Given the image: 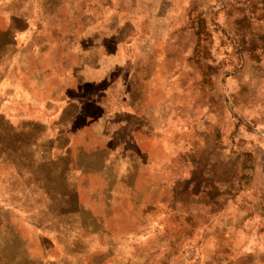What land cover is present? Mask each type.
Wrapping results in <instances>:
<instances>
[{"label":"rangeland","instance_id":"rangeland-1","mask_svg":"<svg viewBox=\"0 0 264 264\" xmlns=\"http://www.w3.org/2000/svg\"><path fill=\"white\" fill-rule=\"evenodd\" d=\"M30 1L0 0V45ZM32 1L45 5L35 34L58 17L68 37L76 104L42 100L59 81L36 68L63 59L50 37L22 73L0 49V110L37 121L0 117V264H264V51L240 52L231 33L245 16L264 34V0ZM192 5L211 32L209 81L190 59ZM46 118L68 133L44 155L30 127Z\"/></svg>","mask_w":264,"mask_h":264},{"label":"crops","instance_id":"crops-1","mask_svg":"<svg viewBox=\"0 0 264 264\" xmlns=\"http://www.w3.org/2000/svg\"><path fill=\"white\" fill-rule=\"evenodd\" d=\"M27 7H29V4L32 6V8H29V10H27L28 12H26L23 8V6L20 4L18 6V12H14V16H13V20L12 23H7L6 28H4V30H2V34L5 36V40L9 42L10 44V52L8 53V57H9V61L16 63V67L18 68V72L22 73V70L20 68V60H23V56H31L33 58L38 59L41 57V55L43 54V49L47 48L50 43H46L47 39L50 37L51 38V43L54 44L55 47H57L58 49V53L61 55V59L62 61L59 63L58 66H56V69L52 68V67H48V68H43V67H39L36 68V74L37 72L39 74H52V77H56L59 82H55L53 86H50L49 84L46 85L45 87H51L52 91L48 92V95L45 96L44 99L42 100H47V102H54V101H62L63 99L65 100L62 103H66L67 106L66 107V111H67V107L69 104H76V98H72L70 100H68L69 96H68V90H67V78L65 76V74L67 75V69L66 66L68 65L67 63V59L66 58V51L69 52L68 50V37H66L65 35H61L59 33V26H56L51 24L48 26V28L45 30V27L43 25L42 27V32H38L35 34V32L33 31L34 28L32 25H30L31 20L28 21L30 19V17L35 13L36 14V6L34 5L33 2H26ZM26 22V23H25ZM41 37V38H40ZM64 39H66L65 42L67 43H62L64 41ZM42 40L43 44L42 46H38V42ZM56 44H58L56 46ZM0 49L1 51H4V48L2 45H0ZM71 55H77L76 51L74 49L70 50ZM93 54V53H92ZM64 55V57L62 56ZM93 56V55H92ZM94 57V56H93ZM38 69V71H37ZM82 70V64L75 66L74 67V71L75 73V78L77 79V81L79 83L82 82V78H80V76L77 74V71ZM81 74V73H79ZM39 76V75H37ZM64 76V77H62ZM59 83V84H58ZM37 84H40L37 81ZM44 85V84H43ZM26 86V85H25ZM36 86V85H35ZM64 87V89H59ZM28 89H31V86L28 87ZM25 90V87L22 89ZM50 90V89H49ZM31 92V91H30ZM61 103V105H62ZM69 103V104H68ZM61 108V106H60ZM62 114V113H61ZM60 119L63 117H67L66 114L63 113V115L58 114L57 119ZM0 117L5 120L10 122L12 125L17 124V122H28V121H36L33 120L31 117L28 118L26 116L25 112H16L15 110H9L8 107H1L0 110ZM51 118V117H50ZM50 118H46L47 122L48 121H52L51 123H42V124H34L33 127H30V133L33 134V139H32V145L31 148H33L34 150L37 149H41L42 153H44V155L50 154L52 153V151L55 148H58L59 150H61L62 148L64 149L65 145H61L62 141H63V137L66 138L67 136V131H68V123H59L58 120H49ZM12 121V122H11ZM17 121V122H16ZM37 122V121H36ZM14 123V124H13ZM39 123V122H38ZM23 124V123H22ZM63 128H60V127ZM60 128V129H59ZM59 130V131H56ZM53 137H51L52 135ZM42 135L43 139H40ZM50 136L45 138V136ZM42 140L44 142H42ZM54 147V149H53ZM40 151V150H39Z\"/></svg>","mask_w":264,"mask_h":264},{"label":"trees","instance_id":"trees-1","mask_svg":"<svg viewBox=\"0 0 264 264\" xmlns=\"http://www.w3.org/2000/svg\"><path fill=\"white\" fill-rule=\"evenodd\" d=\"M31 2H33L31 0ZM36 6V13H38L41 8L44 9L45 5L44 3H41L39 1L33 2ZM40 13V12H39ZM42 13V10H41ZM52 12L50 11L48 15L44 16L46 19L50 17ZM53 15V14H52ZM51 15V18H52ZM41 16V14H40ZM41 19V18H40ZM40 19L38 21H40ZM55 21H51L50 24L52 26L56 25L58 26L59 20L58 17L54 19ZM187 25L188 28L192 30L193 35L195 36V45L193 48V53L190 57V59L195 63L198 64V67L200 69V73L203 79H208V81L211 79L210 75L211 73V65L207 64L205 61L207 58L210 57L209 52V43L211 39V32L209 29L208 21L205 18V16L201 13V11H198L196 13V7L194 5L190 6L188 13H187ZM244 22V31H238L235 28L231 31L232 35L235 38V45L242 53H247L254 59H260V55L258 54L259 50L264 51V34L251 32V28L246 30V28L249 27V20L247 17L240 18L235 21L236 25L243 24ZM40 23V22H39ZM43 30L39 29V32H42ZM250 31V32H249ZM41 38V37H40ZM4 48V51L10 52V44L8 41L3 42L1 44ZM253 160L251 158H246L243 160L241 165L236 161L234 163V170L235 175L237 177V183L239 190L244 187V185L248 184V179L250 178L249 173L247 172L248 169H252V163ZM218 264H221L220 261H218Z\"/></svg>","mask_w":264,"mask_h":264}]
</instances>
